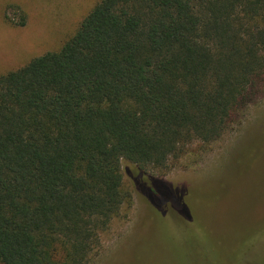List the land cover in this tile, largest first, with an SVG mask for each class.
<instances>
[{
    "label": "trees",
    "instance_id": "1",
    "mask_svg": "<svg viewBox=\"0 0 264 264\" xmlns=\"http://www.w3.org/2000/svg\"><path fill=\"white\" fill-rule=\"evenodd\" d=\"M263 75L264 0H99L59 50L0 74V264H87L131 207L121 161L166 172L218 141ZM151 181L156 210L186 213Z\"/></svg>",
    "mask_w": 264,
    "mask_h": 264
},
{
    "label": "rangeland",
    "instance_id": "2",
    "mask_svg": "<svg viewBox=\"0 0 264 264\" xmlns=\"http://www.w3.org/2000/svg\"><path fill=\"white\" fill-rule=\"evenodd\" d=\"M99 0H0V74L54 52ZM132 203L87 264H264V75L256 100L216 142L166 172L122 160ZM171 186L186 213L156 210L138 188Z\"/></svg>",
    "mask_w": 264,
    "mask_h": 264
}]
</instances>
